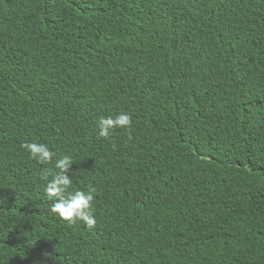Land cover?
<instances>
[{
  "label": "trees",
  "instance_id": "trees-1",
  "mask_svg": "<svg viewBox=\"0 0 264 264\" xmlns=\"http://www.w3.org/2000/svg\"><path fill=\"white\" fill-rule=\"evenodd\" d=\"M0 264H264V0H0Z\"/></svg>",
  "mask_w": 264,
  "mask_h": 264
},
{
  "label": "clouds",
  "instance_id": "clouds-1",
  "mask_svg": "<svg viewBox=\"0 0 264 264\" xmlns=\"http://www.w3.org/2000/svg\"><path fill=\"white\" fill-rule=\"evenodd\" d=\"M133 120L128 114L121 113L115 118H101L98 121L99 138L111 140L113 132L117 128L129 130V138H131ZM21 148L30 153V158L36 160L42 165L53 163L56 153L49 150L44 144L23 143ZM113 151L117 150V146L112 144ZM73 159L65 155L63 158L56 160L55 169H44L40 179L47 181L46 196L50 201H56L52 204L50 211L58 216L61 220L68 224H76L78 221L83 222L88 229L96 227V220L92 212L95 188H90L88 193L83 191H75L70 193L68 190L72 186V179L69 178V170L74 163ZM49 177L51 179L49 180Z\"/></svg>",
  "mask_w": 264,
  "mask_h": 264
}]
</instances>
